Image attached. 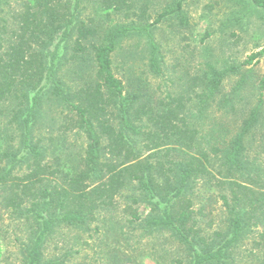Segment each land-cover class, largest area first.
I'll return each mask as SVG.
<instances>
[{
    "label": "trees",
    "instance_id": "1",
    "mask_svg": "<svg viewBox=\"0 0 264 264\" xmlns=\"http://www.w3.org/2000/svg\"><path fill=\"white\" fill-rule=\"evenodd\" d=\"M5 1L0 0V103L11 109L5 124L10 133L0 128V206L31 228L22 243V264H65L59 257L43 259L46 238L60 226L93 223L129 188L134 220V203L151 207L138 227L148 234L168 229L189 264H230L234 250L255 231L254 244L264 249L263 150L253 139L264 113V77L256 104L232 130L212 116L237 110L253 79L242 64L218 69L210 63L199 78L201 91L188 101L173 93L167 99L143 97L115 72L121 43L140 35L148 39L150 72L162 75L152 28L174 16L185 22V0H174L151 23H110L113 14L129 18L131 0H99L94 16L86 17L82 0H25L13 15L16 27L3 16ZM228 1L237 9L231 22L264 19V0ZM144 16L145 11L139 19ZM261 55L264 47L246 63ZM231 76L238 79L226 91ZM69 134L85 137L83 152H74ZM199 181L217 191L227 212L225 228L211 235L194 208Z\"/></svg>",
    "mask_w": 264,
    "mask_h": 264
},
{
    "label": "rangeland",
    "instance_id": "2",
    "mask_svg": "<svg viewBox=\"0 0 264 264\" xmlns=\"http://www.w3.org/2000/svg\"><path fill=\"white\" fill-rule=\"evenodd\" d=\"M98 1L82 0V17L94 16L99 6ZM173 1L131 0L132 14L130 13L129 18L113 14L110 23H151ZM24 2L25 0H6L1 5L9 26L16 27L13 15L22 10ZM234 6L228 0H185V22L174 16L163 19L152 28L163 59L162 75L155 76L149 70L148 39L135 35L123 41L114 55L117 76L128 89L143 97L167 99V94L173 93L183 94L184 100L188 101L195 92L201 91L199 78L209 69L210 63L218 69L242 64L244 70H250L253 79L243 90V99L237 103V110L228 114H224V111L216 112L212 116L222 119L232 130L237 129L256 104L260 82L264 77V55L256 56L252 62L246 63L264 47V19L253 15L241 24L233 23L230 18L237 11ZM143 11L145 19L141 20L139 15ZM260 12L264 15V11ZM67 78L70 77L65 75L66 80ZM237 79L236 76L229 77L224 82L225 90H230ZM192 102L194 101L187 104ZM9 105L10 103H0V128L4 133H10L9 125L5 129V124L10 119L7 115L11 109ZM213 109L214 107L208 106L210 112ZM254 131L253 139L259 144V149L263 150L261 159L264 161V147H261L264 144V113ZM67 139L71 141L74 152H83L86 144L83 135L69 134ZM257 144L253 151L257 150ZM131 189H126L123 195L117 196L112 207L100 211L93 223L80 228L58 227L42 246L43 259L59 257L65 259V264H189L187 251L171 236L168 229H157L148 234L138 227V223L150 213L151 207L141 201L134 203L139 214V219L134 220L133 211L128 207L131 204L129 197L133 194ZM194 193V208L201 211L198 216L203 227L210 235L216 230H223L227 224V212L217 191L213 188L207 190L204 182L199 181ZM30 230L29 223L18 220L10 209L0 206V264L23 263L22 243L28 241ZM257 239L258 231L247 235L234 250L235 259L230 264H264V249H258L254 244Z\"/></svg>",
    "mask_w": 264,
    "mask_h": 264
}]
</instances>
